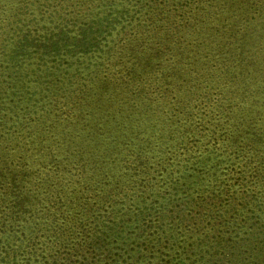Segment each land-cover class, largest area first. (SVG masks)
<instances>
[{"label":"rangeland","instance_id":"rangeland-1","mask_svg":"<svg viewBox=\"0 0 264 264\" xmlns=\"http://www.w3.org/2000/svg\"><path fill=\"white\" fill-rule=\"evenodd\" d=\"M154 30H161L154 42L170 34L166 41L178 43L170 56L167 52L169 59L185 45L191 54L200 44V49L218 45L223 53L218 65H231L236 74L228 83L234 85V101L242 92L252 95H246L236 118L253 123L258 133L264 130V0H0V264H59V258L91 243L89 257L103 254L92 264H264V158L258 154L245 164L226 154L212 158L214 168L206 169H216V175L206 187L220 193L218 183H229L231 194L189 203L185 214L170 217L172 226L162 230L154 221L149 228L137 225L136 208L110 210L100 204L98 209V203V216L113 211L112 219L94 218L92 231L93 215L85 214L82 229L66 198L59 209L36 185L16 186L12 180L21 167H16L18 154L8 155L7 144L22 133L13 123L29 106L24 79L40 75L47 84L56 71H73L78 61H98L127 43H148ZM22 43L27 50H21ZM82 44H101L104 51H81ZM159 213L156 206L146 221Z\"/></svg>","mask_w":264,"mask_h":264},{"label":"trees","instance_id":"trees-1","mask_svg":"<svg viewBox=\"0 0 264 264\" xmlns=\"http://www.w3.org/2000/svg\"><path fill=\"white\" fill-rule=\"evenodd\" d=\"M160 32H151L150 39L147 35L148 43H127L114 55L109 49L110 55L98 61L75 62L73 71H56L47 84L40 75L24 79L29 106L13 123L22 133L11 138L15 145L11 139L7 144L8 155L18 154L16 167H21L12 180L16 186L24 181L36 185L59 209L68 203L82 229L85 214L92 213L97 222L112 219L113 211H99L98 216L96 203L98 209L100 204L110 210L136 208L132 215L137 225L149 228L154 221L157 230L165 225L168 229L174 220L170 217L185 214L189 203L231 194L229 183H218L220 193L206 187L216 175V169H206L214 168L212 158L226 154L241 164L249 162L251 154L264 158V130L258 133L253 123L236 118L251 91L234 101V85L228 83L236 74L231 65H218L223 59L218 45L200 49V44L194 54L185 45L168 64L166 54L170 56L178 43L166 41L170 34L158 35L154 42ZM20 47L27 50L28 45ZM88 47L90 52L92 47L104 51L101 44H82L81 51ZM156 206L159 218L146 221ZM96 227L94 221L90 229ZM91 248L92 243L81 244L73 254L59 258V264L102 260L101 252L88 256Z\"/></svg>","mask_w":264,"mask_h":264}]
</instances>
